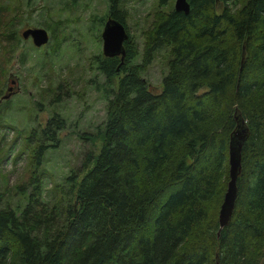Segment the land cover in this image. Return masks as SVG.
<instances>
[{
    "label": "trees",
    "instance_id": "obj_1",
    "mask_svg": "<svg viewBox=\"0 0 264 264\" xmlns=\"http://www.w3.org/2000/svg\"><path fill=\"white\" fill-rule=\"evenodd\" d=\"M120 1L107 0L108 11ZM235 1L155 12L137 63L127 45L121 64L95 57L106 98L105 121L88 134L96 153L42 200L40 166L64 121L52 113L33 127L30 190L22 204L0 195V264H264V0L225 6ZM161 49L155 91L141 73ZM235 109L247 136L230 219L218 228Z\"/></svg>",
    "mask_w": 264,
    "mask_h": 264
},
{
    "label": "rangeland",
    "instance_id": "obj_2",
    "mask_svg": "<svg viewBox=\"0 0 264 264\" xmlns=\"http://www.w3.org/2000/svg\"><path fill=\"white\" fill-rule=\"evenodd\" d=\"M243 1L225 6L234 9ZM159 3L120 1L119 9L127 14L123 24L126 45L137 53L135 63L139 62L143 32L149 29L155 12H161ZM107 9V0H0V97L7 87L12 91L0 98L3 201L6 198L11 205L24 202L22 194L30 190V153L35 140L26 144V136L52 113L64 125L57 132L56 145L45 151L40 166L42 200L51 197V186L62 182L69 168L77 170L81 166L86 151L96 153V139L92 141L88 134L93 135L106 117L104 79L96 70L95 57L102 56L100 31ZM26 27L45 29L47 42L35 47L30 38H21L20 31ZM11 31L14 39L8 41ZM11 44L16 45L12 52ZM164 56L161 49L141 73L155 91L160 89L166 70ZM83 134L86 140L80 138Z\"/></svg>",
    "mask_w": 264,
    "mask_h": 264
},
{
    "label": "water",
    "instance_id": "obj_3",
    "mask_svg": "<svg viewBox=\"0 0 264 264\" xmlns=\"http://www.w3.org/2000/svg\"><path fill=\"white\" fill-rule=\"evenodd\" d=\"M175 8L187 12V3L185 0H175ZM23 39L30 38L31 43L35 47L45 44L48 40V34L41 27H27L20 31ZM101 53L104 57L118 56L119 64L122 63L124 57V48L122 42L126 40L127 34L122 24L115 19L108 18L102 27L101 33ZM243 46L241 48V59L243 58ZM8 94L1 98H6ZM234 127L229 133L227 144V182L226 188L222 196L221 203L217 211L218 228L225 226L233 209L234 199L236 196V178L240 172V148L242 142L247 136V127L239 112L233 111Z\"/></svg>",
    "mask_w": 264,
    "mask_h": 264
},
{
    "label": "flooded vegetation",
    "instance_id": "obj_4",
    "mask_svg": "<svg viewBox=\"0 0 264 264\" xmlns=\"http://www.w3.org/2000/svg\"><path fill=\"white\" fill-rule=\"evenodd\" d=\"M169 1L170 0H160V3H159V7L161 8V13H163V14H169V13H172V12H176V13H182V14H187L188 12H189V10H190V0H185V2L187 3V7H188V9H187V12H184L183 10H181V9H176L175 8V0H172L171 1V3H169ZM118 11H115V12H111V11H108V9H107V14H106V17H105V19H104V21H103V23H102V25H101V30H102V27H103V24H104V22L108 19V18H111V19H115V20H117L115 17H114V15H119L120 13H119V9H117ZM118 22H120L119 20H117ZM121 23V22H120ZM122 24V26H123V28L125 29V27H124V25H123V23H121ZM27 28V27H26ZM125 32H126V30H125ZM100 33H101V31H100ZM127 39V38H126ZM122 45H123V48H124V50H125V45H126V40H124L123 42H122ZM117 58H118V56H116ZM12 80V79H11ZM10 80V81H11ZM8 88V89H7ZM6 88V91L4 92V94H6V93H10V92H12V91H10V87H7ZM8 91H10V92H8ZM1 98V97H0Z\"/></svg>",
    "mask_w": 264,
    "mask_h": 264
}]
</instances>
